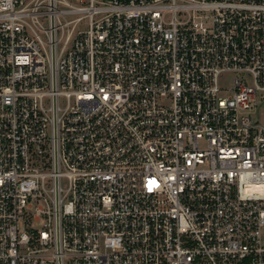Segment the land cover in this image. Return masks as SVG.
<instances>
[{
	"label": "built area",
	"instance_id": "1",
	"mask_svg": "<svg viewBox=\"0 0 264 264\" xmlns=\"http://www.w3.org/2000/svg\"><path fill=\"white\" fill-rule=\"evenodd\" d=\"M261 108L264 0H0V264H264Z\"/></svg>",
	"mask_w": 264,
	"mask_h": 264
},
{
	"label": "rangeland",
	"instance_id": "2",
	"mask_svg": "<svg viewBox=\"0 0 264 264\" xmlns=\"http://www.w3.org/2000/svg\"><path fill=\"white\" fill-rule=\"evenodd\" d=\"M74 1V0H71ZM87 1V0H86ZM86 28V25L81 24L78 29L83 30ZM235 78H244L248 83H251V80L248 76L244 74H234V73H228V74H222L218 79V85L221 89H229L232 86L233 79ZM260 120H264V109L261 108L259 111Z\"/></svg>",
	"mask_w": 264,
	"mask_h": 264
}]
</instances>
